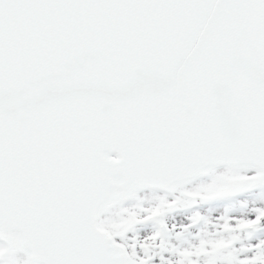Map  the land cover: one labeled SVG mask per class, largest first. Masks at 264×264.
<instances>
[{"label":"snow or ice","instance_id":"6c2138e0","mask_svg":"<svg viewBox=\"0 0 264 264\" xmlns=\"http://www.w3.org/2000/svg\"><path fill=\"white\" fill-rule=\"evenodd\" d=\"M0 264H264V0H0Z\"/></svg>","mask_w":264,"mask_h":264}]
</instances>
